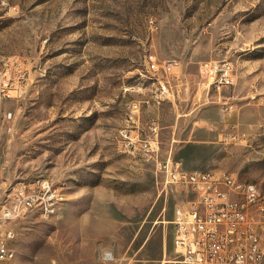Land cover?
I'll list each match as a JSON object with an SVG mask.
<instances>
[{"label": "rangeland", "instance_id": "obj_1", "mask_svg": "<svg viewBox=\"0 0 264 264\" xmlns=\"http://www.w3.org/2000/svg\"><path fill=\"white\" fill-rule=\"evenodd\" d=\"M149 52L181 63L174 99L140 117L157 116L161 157L264 188V107L250 97L264 93V0H0V70L25 75L2 104L0 194L42 177L63 192L54 214L15 221L14 264H183L169 219L184 197L118 146L126 103L155 86ZM210 60L233 67L228 121L244 143L218 141L214 97L195 87Z\"/></svg>", "mask_w": 264, "mask_h": 264}, {"label": "built area", "instance_id": "obj_2", "mask_svg": "<svg viewBox=\"0 0 264 264\" xmlns=\"http://www.w3.org/2000/svg\"><path fill=\"white\" fill-rule=\"evenodd\" d=\"M8 64L0 70V138L4 127L10 129L12 118L9 111H4L3 101L12 96L11 91L21 90L25 77L17 62ZM144 66L146 79L158 76L160 90L126 103L118 146L135 159L150 163L163 187L184 197L174 204L169 219L175 256L183 264H262L264 188L226 171L188 169L170 156L161 157L157 116L150 115L145 127H140V117L144 110L174 99L172 81L181 63L174 58L159 59L149 52L144 56ZM233 77L228 60L202 62L196 73L195 87L205 96L214 97L218 122L226 128L217 134L222 144H241L248 139L228 121L236 98L229 90ZM250 97L264 107V93ZM147 100H155V107H147ZM127 104H134V111H127ZM61 200L63 192L45 177L32 183L18 182L0 194V264H12L15 221L32 211L44 217L52 215Z\"/></svg>", "mask_w": 264, "mask_h": 264}, {"label": "bare ground", "instance_id": "obj_3", "mask_svg": "<svg viewBox=\"0 0 264 264\" xmlns=\"http://www.w3.org/2000/svg\"><path fill=\"white\" fill-rule=\"evenodd\" d=\"M150 79L153 81V83H155V86L152 89H150L149 94H152L153 92H159L160 83H158V76H150ZM154 104H155V100H147V106L154 105ZM129 109L130 111H134V104H130ZM254 186H256V188H260L256 183H254ZM103 256L104 258H110V255L108 253H104ZM14 260H15V251H13L12 256H11L12 264H14Z\"/></svg>", "mask_w": 264, "mask_h": 264}]
</instances>
